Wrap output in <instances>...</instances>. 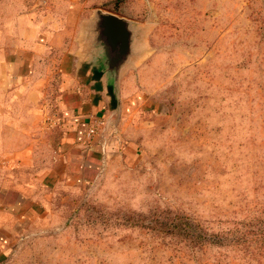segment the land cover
Returning <instances> with one entry per match:
<instances>
[{
    "label": "rangeland",
    "instance_id": "374dc122",
    "mask_svg": "<svg viewBox=\"0 0 264 264\" xmlns=\"http://www.w3.org/2000/svg\"><path fill=\"white\" fill-rule=\"evenodd\" d=\"M93 6L136 39L84 148ZM0 264H264V0H0Z\"/></svg>",
    "mask_w": 264,
    "mask_h": 264
},
{
    "label": "crops",
    "instance_id": "0c3cea01",
    "mask_svg": "<svg viewBox=\"0 0 264 264\" xmlns=\"http://www.w3.org/2000/svg\"><path fill=\"white\" fill-rule=\"evenodd\" d=\"M111 0H101V3H105ZM95 7V8H94ZM76 8V9H75ZM104 11V8L98 7ZM96 6H93V8H90L91 11L89 13H85L77 23V32L74 34V38L70 40L71 45L75 46V51H72V67H74L73 71L75 75H78L77 72L81 70L82 64L86 66V69L83 72V76H85L88 83L85 82V84H81L78 87H74L73 89H69L66 92V95L69 94L72 97H74L75 103L73 107L68 110L69 115L71 116V119L73 120L74 127L70 131V134L68 133L67 136L70 138V141L77 142V145L80 147L85 148V142L86 137L88 136L87 127L93 128L95 125H88L85 123V127L82 126L77 129L78 123H75V121H87L88 118H92L94 114L101 115V113H104L105 107H111L112 103H116L109 92V84L107 82L105 74H101L100 68H99V61L100 58L97 54H92L91 52V40L90 37L86 35L87 28L90 25L91 18L93 16L94 10L98 9ZM70 12V16L77 15V7H74ZM109 12H112L109 10ZM119 16L126 17L125 14H122L120 12H112ZM70 21L68 24L71 25V19L67 20ZM68 27V25L66 26ZM69 43V44H70ZM71 46V47H73ZM68 60L65 59L63 63L62 70L66 71L68 70L65 66L68 64ZM66 73V72H65ZM86 97L87 99H85ZM117 103H121L120 107L122 106V100L119 99ZM96 112V113H95ZM95 123V122H94ZM71 125V124H69ZM80 125V124H79ZM67 137V138H68ZM68 140L65 141V144ZM91 145H87V148L93 149V141H90ZM64 144V145H65ZM63 145V146H64ZM63 156V155H62ZM82 157V160L84 158V151L81 152L80 158ZM63 160L66 162L68 160H71L69 154L63 157Z\"/></svg>",
    "mask_w": 264,
    "mask_h": 264
},
{
    "label": "water",
    "instance_id": "95a60500",
    "mask_svg": "<svg viewBox=\"0 0 264 264\" xmlns=\"http://www.w3.org/2000/svg\"><path fill=\"white\" fill-rule=\"evenodd\" d=\"M91 52L100 58V72L105 74L109 92L117 103L118 82L124 67L134 55L135 23L115 13L95 9L87 28Z\"/></svg>",
    "mask_w": 264,
    "mask_h": 264
},
{
    "label": "trees",
    "instance_id": "16d2710c",
    "mask_svg": "<svg viewBox=\"0 0 264 264\" xmlns=\"http://www.w3.org/2000/svg\"><path fill=\"white\" fill-rule=\"evenodd\" d=\"M117 2L119 1V0H116ZM110 11H112V12H120L121 13V11H120V9H115V8H113V9H109ZM187 225L189 226V228H192L194 231H193V234H194V236H195V239L197 238V239H199V240H205V242H210L211 243V241L212 242H215V241H217V239L216 238H214V237H209L208 235H207V233H204L203 231V233H201L200 231H197L195 228H194V225L192 224H190V223H187ZM176 226V225H175Z\"/></svg>",
    "mask_w": 264,
    "mask_h": 264
},
{
    "label": "built area",
    "instance_id": "2783aa9c",
    "mask_svg": "<svg viewBox=\"0 0 264 264\" xmlns=\"http://www.w3.org/2000/svg\"><path fill=\"white\" fill-rule=\"evenodd\" d=\"M91 131H93V129H91Z\"/></svg>",
    "mask_w": 264,
    "mask_h": 264
}]
</instances>
